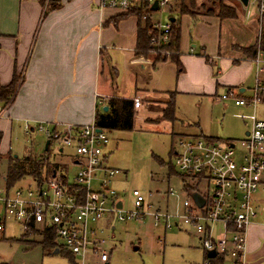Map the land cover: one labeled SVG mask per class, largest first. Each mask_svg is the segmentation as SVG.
I'll list each match as a JSON object with an SVG mask.
<instances>
[{
  "label": "crops",
  "instance_id": "1",
  "mask_svg": "<svg viewBox=\"0 0 264 264\" xmlns=\"http://www.w3.org/2000/svg\"><path fill=\"white\" fill-rule=\"evenodd\" d=\"M45 1L0 0V86L8 87L14 77L20 81L14 99L7 105L5 117L0 120V160L7 158L8 165L14 129L34 132L42 124L61 132L68 126L96 123L97 112L106 113L108 110L105 112L104 108H108L107 103L112 98L134 101L135 125L137 110L144 103L157 105L162 113L160 119H163L164 110L172 100L176 102L180 94L211 96L214 92L212 88L214 90L216 85L217 88H225L226 93L239 90L240 94H244V86L254 76L255 70L251 65L254 64L253 58L258 48L263 46V42H258V37L255 43L232 45L235 50L233 65L228 67L227 72L222 71L218 66L222 56L220 48L216 56L205 51L198 54L195 45H191V29L194 27L191 23L197 20L218 21L220 28L225 21L237 20L241 13L238 14L236 10V19L225 20L218 17V12L212 17L200 19L184 15L179 18L180 61L184 71L179 73L177 66L169 59L156 62L153 52L146 60L136 57L140 27L144 29L138 17L102 9L98 0H60L57 9H51ZM257 22L263 26V22ZM215 31V28L203 29L196 24L193 37L211 39L215 37ZM252 48H256L253 57ZM207 57L210 62L206 60ZM197 67L200 70H196ZM175 120L176 109L174 118L165 120L171 134L175 129ZM102 130L108 135L114 132ZM249 130H246L245 137ZM50 148L49 142L47 150L45 147L46 153H50ZM57 165L56 170L64 171ZM6 176L4 181L7 185ZM181 185L182 189L178 191L180 195L178 193L171 197L174 199L171 208V198H165L169 211L175 212L180 208L186 197ZM256 201L260 215L264 210L259 207L257 198ZM259 220L248 230L245 264H264V223L261 218ZM110 228L114 230L115 226L110 224Z\"/></svg>",
  "mask_w": 264,
  "mask_h": 264
},
{
  "label": "built area",
  "instance_id": "2",
  "mask_svg": "<svg viewBox=\"0 0 264 264\" xmlns=\"http://www.w3.org/2000/svg\"><path fill=\"white\" fill-rule=\"evenodd\" d=\"M98 2L102 9L129 12L146 8L152 13L155 3L157 11L165 12L174 0ZM253 5L259 21L263 22L264 0H256ZM153 26L159 36L152 42L167 45L171 23L155 22ZM253 63L256 65L254 97L244 100L229 90L220 100L234 99L236 106L264 101V46L258 48ZM6 109L7 105L0 103V120L5 117ZM37 131L47 137L60 155H64L65 147L75 149L73 165L77 171L74 178L71 180L65 171L56 170L45 182L34 181V189L9 188L5 184L0 186V204L6 217L22 224L26 231L32 232L34 225L40 234L53 233L55 250L70 254L75 264L109 263L110 253L103 249L106 241L102 238L103 229L99 227L108 216H114L120 222L149 219L156 229L177 228L196 235L207 255V264H212L213 259L208 257L212 251L217 254L214 259L245 264L248 230L259 216L256 195L264 183V120L255 119L243 140L224 146L206 137L178 139L173 150L174 163L181 178L191 182L182 181L186 197L175 212L166 206L164 209L156 207L138 190L132 192V208L125 210L116 190L111 188L118 171L106 165L108 134L95 122L80 127L68 126L61 132L40 124ZM97 177H100V184L99 190L95 191L91 184ZM195 193L204 199L203 207L195 202L192 196ZM177 195L178 192L170 189L165 198ZM0 229H4L1 220Z\"/></svg>",
  "mask_w": 264,
  "mask_h": 264
},
{
  "label": "rangeland",
  "instance_id": "3",
  "mask_svg": "<svg viewBox=\"0 0 264 264\" xmlns=\"http://www.w3.org/2000/svg\"><path fill=\"white\" fill-rule=\"evenodd\" d=\"M255 1L250 0L247 7L243 6L239 0H197L195 6L190 5L189 11L195 18L197 17L196 19L212 17L215 11L219 12L220 4L235 7L238 14L241 13L237 20L225 21L220 28L218 21H192L191 25L194 27L197 24L203 29L217 30L215 37L199 40L193 37V27L191 45H195V51L198 54L205 51L218 56L220 48L222 56L218 60V66L222 71L227 72L226 70L233 65L232 62L235 59V50L232 45L255 43L257 37L258 42H264L263 26L257 22L259 20L257 9L253 5ZM186 2L189 3L188 0ZM178 3L179 0H174L169 10L152 12L147 19L145 15L140 17L142 25L145 26L146 20H150L151 24L155 22L161 25L167 24L173 17L170 11L176 12ZM45 4L49 5V0H46ZM124 13L134 15L136 11ZM152 46L158 45L152 42ZM163 55L165 56V53ZM152 56L155 58L157 55L153 52ZM251 65L253 71L255 70L253 74L255 76L256 65ZM195 69L200 70V67ZM254 76L244 86L246 89L244 94L234 90L237 97L242 96L245 100H251L254 97L252 92ZM216 86L214 90L212 88L214 92L211 96L180 94L176 97V120L172 134L167 130L168 121L160 119L161 109L151 103H144L142 108L137 110L132 131L109 133V144L105 149L108 157L106 165L118 171L112 179L111 188L116 190L119 201L124 203L125 210L129 211L132 208L134 190H138L150 203L161 208H165V194L170 189L176 192L181 191L182 178L173 158V150L179 138L206 137L224 146V142L229 140H243L246 130L251 129L255 119L264 120V101L237 107L234 99L220 100L226 91L225 88ZM46 143L47 137L37 129L34 132L30 129H14L11 138V154L19 159H24L26 155L40 158L46 155L45 158L50 157L49 160L53 164H59L72 180L77 171L72 163L76 156L75 149L72 146L65 147V154L61 156L57 155L58 150L52 145L50 153H46ZM7 167L8 159L0 160V186L2 187L5 186L4 177ZM64 171L61 172L65 173ZM99 184L100 177H97L91 184L92 190H99ZM28 187L35 188V183L30 178L17 183L15 189ZM178 193L180 195V192ZM256 198L260 203L259 207L264 210V185ZM172 200L174 199L171 198L169 202L170 208L174 205ZM259 218L264 223V211L255 221L259 222ZM0 220L4 226L3 230L0 229V264H75L72 257L66 253L55 254V250L43 249L41 234L28 232L22 224L6 217L1 204ZM110 224L112 227L115 226L114 230L109 229ZM99 227H104L102 238L106 242L103 249L110 253L108 264H207L205 252L201 249L198 237L196 235L191 237L177 228L164 231L162 227L158 229L153 227L149 219L120 222L114 216L106 217ZM90 264L96 263L90 261ZM224 264H231V262L226 259Z\"/></svg>",
  "mask_w": 264,
  "mask_h": 264
},
{
  "label": "trees",
  "instance_id": "4",
  "mask_svg": "<svg viewBox=\"0 0 264 264\" xmlns=\"http://www.w3.org/2000/svg\"><path fill=\"white\" fill-rule=\"evenodd\" d=\"M44 1V0H43ZM179 0L177 4V11H170L173 17L176 18L175 22L171 23V33H170V42L167 45H158L157 47L152 46V40L158 38L159 32L154 29L153 24L150 20H146L144 29L140 27V32L138 36V43L135 50V55L140 59H148L151 52L156 53V62H162L170 60L174 63L179 73H183L184 68L180 61V38H181V28L179 18L184 15H189L192 18H195L192 13L189 11V6H195L197 0ZM43 3V2H42ZM60 0H49V5L51 9H57L60 6ZM136 11L134 16L140 18L145 15V19L150 15V11L146 8H139ZM216 11L214 12V14ZM213 14V15H214ZM132 15V14H129ZM218 17L221 19H236L237 11L235 8L224 6L220 4ZM141 21V20H140ZM263 30H264V21H263ZM152 33V36H150ZM264 46V42H263ZM251 56H255L256 48L250 49ZM165 53V56L163 55ZM168 55V56H166ZM206 60L210 62L207 57ZM20 84L19 78L14 77L13 81L8 87L0 86V103L5 105H10L14 96L17 92L18 86ZM108 111L106 113L97 112L96 115V124L98 128L109 130V131H132L134 128V118H135V104L133 100L129 99H115L112 98L107 103ZM176 105L175 100H172L168 105V108L163 112V119L172 120L174 118ZM2 141V133H0V144ZM46 156V155H45ZM33 157L29 156L24 159L14 158L12 155L9 158L8 172L6 176L7 186L13 188L17 183L26 179L32 178L38 183H43L46 181L49 176L56 171L58 168L57 164L50 163L48 157ZM182 181L186 180L182 178ZM188 185V184H187ZM187 185L185 186L188 190ZM31 231L33 233L40 234L34 228V225L31 226ZM43 237V242L41 245L45 250H55L54 237L51 232H44L41 234ZM64 253V252H62ZM66 253V252H65ZM68 254V253H66ZM71 256L70 254H68ZM72 257V256H71ZM208 259V258H207ZM73 261V258H72ZM74 262V261H73ZM212 264H223L222 259H213L211 260Z\"/></svg>",
  "mask_w": 264,
  "mask_h": 264
},
{
  "label": "water",
  "instance_id": "5",
  "mask_svg": "<svg viewBox=\"0 0 264 264\" xmlns=\"http://www.w3.org/2000/svg\"><path fill=\"white\" fill-rule=\"evenodd\" d=\"M243 6L247 7L248 6V3H249V0H239ZM158 9V5L157 3H155V5L152 7V11L155 12L157 11ZM175 21V19L171 18L169 20V22L173 23ZM108 110V108H104V111L106 112ZM48 146H49V142L46 143V150L48 149ZM195 202L200 206V207H203L204 206V199L199 195V194H193L192 195ZM59 251L58 250H55V254H58ZM217 256L216 252L212 251V252H209L208 253V257L211 258V259H214L215 257Z\"/></svg>",
  "mask_w": 264,
  "mask_h": 264
}]
</instances>
